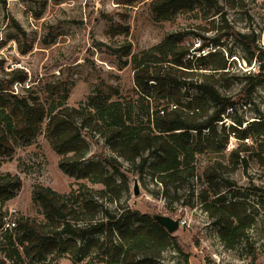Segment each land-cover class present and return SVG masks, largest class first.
Masks as SVG:
<instances>
[{
    "label": "trees",
    "instance_id": "trees-1",
    "mask_svg": "<svg viewBox=\"0 0 264 264\" xmlns=\"http://www.w3.org/2000/svg\"><path fill=\"white\" fill-rule=\"evenodd\" d=\"M192 2L151 0L149 6L154 19L161 20L191 8ZM221 38L232 39L249 63H257V69L242 76L246 104L264 84V48L258 45L254 33L230 27L211 44L219 46ZM205 39L199 35V43L193 48L184 42L181 32L172 31L135 55H131L130 42L123 44L124 55H131L136 89L135 97L127 99L112 100L96 91L84 103L71 106L67 95L56 94L51 83L44 85L45 100L32 86L14 93L11 85L27 80V74L19 68L9 72L6 82L0 80V157H11L15 144H31L44 128L52 149L60 155L62 172L88 182L69 195L36 184L32 197L41 208L43 220L19 216L14 228L4 229L3 219L8 213L3 208L17 196L22 181L17 174L0 173V264H27L53 253L73 257L94 253L97 264H157L169 246L184 252L178 238L153 216L122 205L128 175L116 157L87 160L88 137H101L119 158L145 171L165 190L196 176L197 156L224 151L232 136L239 144L230 151L231 163L245 161L248 155L264 166V116L244 127V120L224 125V115L236 110L237 105L236 99L222 94L219 88H228L223 83L229 71L228 58L217 50L195 56L210 46ZM217 167L225 168L215 161L203 171L207 184L218 177ZM202 201L224 247L233 249L248 239L253 217L245 200L215 192L213 197L203 195ZM111 204L118 212L111 211Z\"/></svg>",
    "mask_w": 264,
    "mask_h": 264
},
{
    "label": "rangeland",
    "instance_id": "rangeland-1",
    "mask_svg": "<svg viewBox=\"0 0 264 264\" xmlns=\"http://www.w3.org/2000/svg\"><path fill=\"white\" fill-rule=\"evenodd\" d=\"M194 1L191 8L169 19L155 20L149 6L151 0H0V80L6 82L9 72L19 68L27 74V80L24 84L14 82L10 87L14 93H23V86H32L45 100L48 96L44 85L51 83L56 94L67 95L71 106H79L96 91L112 100L127 99L136 95L131 55L149 49L172 31L181 32L184 42L193 48L201 35L210 46L195 56L217 50L228 58L229 71L223 82L228 88H219L222 94L236 99L237 105L236 110L224 115L222 122L228 127L234 120H244V127L264 116V84L256 88L246 104L243 100V73L253 72L257 63H249L232 39L221 38L219 46L211 44V40L230 27L241 33H254L258 45L264 48V0ZM128 42L131 55L127 57L123 44ZM87 140L90 144L87 160L100 161L113 156L121 162L129 178L128 190L121 199L123 206L151 216L160 214L185 221L171 233L184 252L169 246L157 264H264V166L248 155L245 161L231 163L230 151L239 144L236 138L230 137L222 152L198 155L196 176L167 190L145 171L140 172L136 165L119 158L98 135ZM261 145L264 157V143ZM59 159L44 128L31 144H15L11 157H0V173L17 174L22 181L17 196L3 208L8 214L14 210L11 218L43 220L41 208L32 197L36 184L69 195L87 182L63 173ZM215 161L225 168L217 167L218 177L207 184L202 173ZM134 181L138 195H134ZM215 192L245 200L253 217L248 239L233 249L223 246L217 227L203 209V195L213 197ZM109 207L118 212L114 204ZM97 261L94 253L86 257L53 253L27 264H97Z\"/></svg>",
    "mask_w": 264,
    "mask_h": 264
},
{
    "label": "water",
    "instance_id": "water-1",
    "mask_svg": "<svg viewBox=\"0 0 264 264\" xmlns=\"http://www.w3.org/2000/svg\"><path fill=\"white\" fill-rule=\"evenodd\" d=\"M138 194L139 190L137 181H134V195ZM153 217L157 221V223L163 226L169 233H173L180 226V221L178 219H173L172 217L160 214H155L153 215Z\"/></svg>",
    "mask_w": 264,
    "mask_h": 264
},
{
    "label": "built area",
    "instance_id": "built-area-1",
    "mask_svg": "<svg viewBox=\"0 0 264 264\" xmlns=\"http://www.w3.org/2000/svg\"><path fill=\"white\" fill-rule=\"evenodd\" d=\"M14 212V210H12L11 212H9V214H7L5 217H4V229H12L16 226V221L15 219L11 218V215L12 213ZM185 224V221L181 220L180 221V225H184Z\"/></svg>",
    "mask_w": 264,
    "mask_h": 264
}]
</instances>
